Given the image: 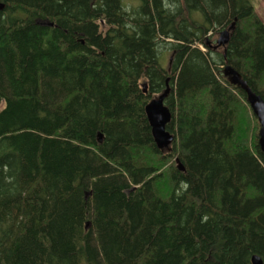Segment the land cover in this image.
<instances>
[{
  "label": "trees",
  "instance_id": "trees-1",
  "mask_svg": "<svg viewBox=\"0 0 264 264\" xmlns=\"http://www.w3.org/2000/svg\"><path fill=\"white\" fill-rule=\"evenodd\" d=\"M0 4V264H264L259 125L222 73L264 101L249 0ZM166 87L162 151L144 108Z\"/></svg>",
  "mask_w": 264,
  "mask_h": 264
},
{
  "label": "water",
  "instance_id": "water-1",
  "mask_svg": "<svg viewBox=\"0 0 264 264\" xmlns=\"http://www.w3.org/2000/svg\"><path fill=\"white\" fill-rule=\"evenodd\" d=\"M4 9V5L0 4V12ZM51 26V24H50ZM232 29L230 26L228 29L219 32L218 39L215 44V48L225 47L229 41V31ZM223 76L228 80L231 85L240 88L246 97V102L249 105L253 115L256 117L259 123L258 131V146L262 153H264V101L260 95L252 91V89L247 85L241 75L233 69L231 66L227 65L222 70ZM143 93H146V86H142ZM169 93V88L166 87L165 91L150 100V102L145 106L144 112L151 130V135L154 144L159 150L168 149L169 146L174 141V136L166 129L167 125L171 121V113L169 109L164 105V100ZM176 168L183 172V166L180 161L176 158L175 160ZM252 264H262L261 259L257 255L251 257Z\"/></svg>",
  "mask_w": 264,
  "mask_h": 264
},
{
  "label": "rangeland",
  "instance_id": "rangeland-1",
  "mask_svg": "<svg viewBox=\"0 0 264 264\" xmlns=\"http://www.w3.org/2000/svg\"><path fill=\"white\" fill-rule=\"evenodd\" d=\"M132 1L134 2V0H132ZM249 2L255 8V12H256L257 16L259 17V19L264 24V2L262 0H249ZM214 39L217 41L218 35H216L214 37ZM247 106H248V104H247ZM248 109L250 110L249 106H248ZM250 112L252 114L251 110H250ZM244 114L246 115V119H247V121H246L247 123L245 122V125L247 128H246V131H243V133L245 136L248 137L249 135L251 136V134L255 131V128H256V125L258 122H257V119L254 120L253 116H249L245 112H244ZM258 130H259V127H258ZM244 135H242V136H244ZM175 160H176V158L172 160L173 164H175ZM175 166H176V164H175Z\"/></svg>",
  "mask_w": 264,
  "mask_h": 264
}]
</instances>
